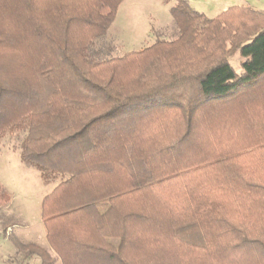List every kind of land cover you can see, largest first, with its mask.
<instances>
[{"label":"trees","instance_id":"16d2710c","mask_svg":"<svg viewBox=\"0 0 264 264\" xmlns=\"http://www.w3.org/2000/svg\"><path fill=\"white\" fill-rule=\"evenodd\" d=\"M122 1L0 0V135L62 177L16 263L264 264V11L176 0L174 39L101 59Z\"/></svg>","mask_w":264,"mask_h":264},{"label":"rangeland","instance_id":"374dc122","mask_svg":"<svg viewBox=\"0 0 264 264\" xmlns=\"http://www.w3.org/2000/svg\"><path fill=\"white\" fill-rule=\"evenodd\" d=\"M198 12L212 18L230 6H248L264 11V0H186ZM176 0H123L105 33L94 40L101 48L99 58L120 57L148 47L157 40H172L178 29L169 12ZM238 52L229 58L235 72H241ZM22 135L12 131L0 135V184L8 202L0 206V264H17V248L32 242L45 244L41 202L61 180L44 181L39 171L19 158ZM102 208V207H101ZM22 247V246H21ZM19 252V251H18ZM23 251L20 252V254ZM16 257V260H15ZM32 259L29 264H38Z\"/></svg>","mask_w":264,"mask_h":264}]
</instances>
